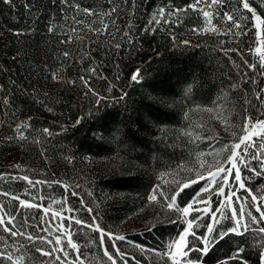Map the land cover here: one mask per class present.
<instances>
[{"label":"trees","instance_id":"16d2710c","mask_svg":"<svg viewBox=\"0 0 264 264\" xmlns=\"http://www.w3.org/2000/svg\"><path fill=\"white\" fill-rule=\"evenodd\" d=\"M192 3L12 0L9 5L0 0V177L6 176L9 189L35 205L8 210L13 222H6L15 226V237L0 226V252L12 253L13 262L20 257V264H48L51 256L42 253L51 245L40 238H60L71 264H110L95 230L99 225L112 236L125 235L115 245L127 264L168 263L154 251L164 249L183 230L180 211L173 208L164 217L153 210L143 227L123 232L118 228L148 204L154 185L192 150L184 137L153 135L140 122L181 126L188 107L209 105L219 95L240 126L247 117L264 120V24L258 30L255 16L238 0H219L211 23L199 8L187 7ZM248 3L264 20V0ZM257 43L262 44L260 52ZM137 70L139 82L131 79ZM154 95L177 103L163 104ZM258 132L252 137L256 147L242 155L250 167L239 164L241 180L252 195H264V166L249 159L254 151L264 159V130ZM240 135L241 130L235 142ZM237 192L248 195L244 189ZM194 195L189 186L174 207L181 208ZM49 207L55 211L45 213ZM68 209L76 210L81 224L70 223L73 214ZM208 223L205 219L199 229L194 227L197 236ZM231 226L222 219L213 228L227 231ZM259 227L264 225H254L244 236L218 238L203 257L204 264H219L238 246L244 248L240 264H264ZM187 242L198 246L191 233ZM103 246L112 252L107 235ZM57 255L64 259L62 253ZM198 256L193 251L187 258ZM4 264L10 262L5 259Z\"/></svg>","mask_w":264,"mask_h":264},{"label":"rangeland","instance_id":"374dc122","mask_svg":"<svg viewBox=\"0 0 264 264\" xmlns=\"http://www.w3.org/2000/svg\"><path fill=\"white\" fill-rule=\"evenodd\" d=\"M218 4L219 0H216L215 4L211 3V0H204L203 4L198 6V8L208 11L210 16H217L218 11L216 10V7ZM258 30H260V27H258ZM261 45V43L260 46L259 43H257L256 47L258 46V48H262ZM136 72H134V74ZM154 98L155 100L166 105H175L177 103L174 99H170L165 96L154 95ZM184 118L183 125L181 126H157L151 123L149 120H142L140 122L142 128L149 131L153 135H159L163 137H169L171 135L184 137L192 150L190 157H188L185 162L178 165L175 170L166 173L158 183H162V188L160 189L161 191L164 189H172L179 182L181 187L184 184H188L189 186H193L195 189V195L192 200H190V202L194 201L192 210H190L187 215L180 211L179 220L183 223V230L174 241L166 244L164 249L154 251L156 255L165 257L168 260V263L163 264H174L175 260H178L181 264L184 261L183 252L186 251V249L184 247H176L174 242H178V237L184 235L185 230H187V223L192 219L190 215L196 213L197 215L195 217L200 218L194 222V227H196V224L201 226L204 224L205 219L209 221L211 214L217 209L218 198L214 193L218 187V183H213L208 191H204L202 189V185H205L212 179V177L209 175V171L212 173H217V169L220 166L227 168L229 165V156L232 151H236L238 155H243V145H241V149H235L234 145L239 143L240 140L235 142L234 139L239 133V130H241L240 139L243 135H245L243 132L245 121L240 126L239 122L237 121V117V119L235 118L234 122V116L229 112V109H227L224 97L222 95L217 96L209 105L188 107L184 112ZM256 132H258V128L253 131V135H255ZM220 175L222 174L217 173V180H219ZM6 179V176L0 177V217H3L5 225H7L6 221H8V223L13 222L11 216L12 214L10 215L7 213L9 209L15 207L16 210H22L26 206L20 204L21 200L25 201V204H33L30 200L22 199L20 196H18V194L12 192L11 189H9ZM193 180L196 182L192 183ZM165 181H167V183H164ZM229 181L232 184V190L235 191L237 195L240 194L237 192L239 189L237 187V182L232 181L231 177H229ZM155 186L156 184L148 194V204H146L143 209L141 208L140 211H137L136 214L131 215L130 218L124 220V222L120 224L118 228L119 232L143 227L145 224V219L152 213L153 210H156L160 215L166 217L167 215L170 216L171 209H177L174 206L171 209L167 208L165 203L161 201L159 195L157 196V201H152L150 199V196L155 191ZM24 191H26V193H29V191L31 192L30 189H26ZM227 194L228 187L225 186V195ZM14 201L17 203H13ZM239 202L244 203L242 200ZM187 204L179 209L182 210ZM236 204V197H233L231 205L235 206ZM205 206H207L206 210ZM47 209L55 211L52 207ZM196 209H199L200 211H197ZM230 212L231 208H228V210L225 209V216L230 214ZM201 213H203V215H201ZM222 219L226 220L221 217L219 211H216V220H219L220 223H222ZM216 224L217 223L212 222V227H214ZM193 229L190 230L189 234L191 231H193ZM118 235L119 233L113 236H125ZM187 237L188 235L185 236L186 242ZM169 245H172V247L169 248ZM135 248L142 249L140 246H136ZM157 260L161 261L158 257Z\"/></svg>","mask_w":264,"mask_h":264},{"label":"snow or ice","instance_id":"6c2138e0","mask_svg":"<svg viewBox=\"0 0 264 264\" xmlns=\"http://www.w3.org/2000/svg\"><path fill=\"white\" fill-rule=\"evenodd\" d=\"M5 4H12V0H2ZM204 0H194V3L189 4L187 7L192 9L193 11H196L198 9V6L202 5ZM211 3L215 4L216 0H211ZM238 3L242 5L243 9L248 10L249 12L253 13L255 16V21L257 22L255 24V27L258 28L260 24H264V20H261L259 15H255V9L251 8L248 0H238ZM203 12V16L205 18L210 17V13L208 11H203L202 8L199 9ZM115 11V9H113ZM176 12L182 11V9L174 10ZM170 15L172 12L169 13ZM164 15V10H160V16L162 17ZM225 19L228 21H233V16L225 13ZM158 22V21H157ZM208 23H211L210 18L208 19ZM233 26L236 28H239V24L233 21ZM105 27H107L105 25ZM49 32L52 31L51 27L48 29ZM195 31V29H194ZM187 43V42H185ZM256 52H260V48L256 49ZM67 55V53H65ZM250 68L255 70L254 65H249ZM141 78V74L139 71H137L135 74L131 76L132 81L139 82ZM83 79V78H82ZM86 83V82H85ZM258 98V97H257ZM123 99V97H121ZM254 126L258 127L261 130H264V120H257L255 122L252 121L251 117H247L245 119V127L243 129V132L245 135H243L239 141V143H236L234 145L235 149H241V145H243V152L245 154L248 153L249 147L255 148L256 145L254 144L252 137L253 132L249 131V124H253ZM44 132L47 133L48 130L44 129ZM256 135H259L260 133H255ZM227 147V145H226ZM249 159L257 160L262 166H264V159H261L258 152L254 151L251 153ZM243 163L245 168H249L250 165L248 162H246L245 156L238 155L236 151H232L229 156V165L228 167L220 166L217 169V173H221L222 175L219 176V180H217V173H212L209 171V175L212 177V179L206 183L205 185H202V189L204 191H208V189L211 187L213 183H218V187L215 190V195L218 198V204L216 211L220 212V215L224 219H228L231 221L232 226L227 231H218L212 227V222L220 223L219 220H216V211H214L210 218H209V224L205 227V231L201 233L199 236L196 235L195 231H191V235L193 239L196 241L198 246H192L188 242L185 241V236L189 234L190 230L194 227V222L197 221L200 217H193V219L189 220L187 223V230H185L184 235L178 237V242H174L176 247H184L186 251L183 252L184 264H204L203 257H206L209 252L213 249L215 244L217 243V239H224L229 234H233L236 236H244L245 233H248L252 230V227L254 225H264V195H252L249 193V190L246 188L245 183L241 180V173L239 170L238 165ZM253 171H255L253 169ZM234 172V175H233ZM256 175H260L259 172H256ZM229 177H231L232 181L237 182V187L239 189H244L248 195L246 197H239L235 191L232 190V184L229 181ZM24 180L28 181L29 184H33V187H35V184L28 180L27 177H23ZM196 181L193 180L192 183H195ZM39 183V182H36ZM164 183H167L165 181ZM225 186L228 187V194L225 195ZM188 184H184L182 187L177 186L176 190L171 189H164L161 191L162 185L157 184L155 186V191L150 196V199L152 201H157V196H160L161 201H163L167 208H173V206L176 204V198L179 196L180 192H182L184 189L188 188ZM170 193V194H169ZM259 195V200H258ZM233 197H236L237 204L235 206L231 205V201ZM244 200L245 203H240L239 201ZM251 201L250 204H247V211H246V203L247 201ZM193 202L188 203L182 210L177 207V211H182L185 215H187L190 210L193 208ZM20 204L25 205L26 207H34L33 204H25V201L21 200ZM63 205H61V208L63 209ZM205 206V210H206ZM231 208V212L229 215L225 216L224 210ZM237 209L239 211H237ZM197 211H200L199 209H196ZM43 211L46 213L48 211L47 208H44ZM70 213L73 215L70 216V223L72 220L76 224H81V220L78 218H75V209H68ZM86 211L91 213V208H86ZM253 211L256 213V215H253ZM59 215V213H57ZM203 215V213H201ZM246 217V218H245ZM62 219V217H61ZM0 226L5 228V231L10 232L11 236L15 237L18 232L15 230V226L11 225H5L3 217H0ZM197 228L200 226L199 224L195 225ZM95 230L99 232V241L101 244V251L103 256L107 258V260L110 262V264H117V261H120V264H127V260L125 258V253H122L119 248L115 245V240L118 239H124V237H113L111 234L104 232L102 229L99 228V225H95ZM47 231V229H45ZM259 233H264V227L258 228ZM20 235H24L23 233H19ZM107 235L109 238V246L112 248V252L110 253L106 247L103 246V239L104 236ZM28 239L31 240L32 237L28 236ZM42 243H47L48 245H51L49 247L48 251H44L42 255L44 256H51L52 261L58 262V264H65L67 261V264H71V261H68V252L65 251L62 247H60L61 240L60 238H57L55 242L51 240L45 241L44 238H40ZM70 248L76 249V245L72 244L69 240ZM172 245H169V248H171ZM196 252L199 254L198 257H196L195 260L188 259L190 252ZM244 252V248L237 247V250L229 257H226L225 259L219 261V264H230V262H235V264H240L241 260V253ZM57 253H62V256L64 259H61V255H57ZM0 257H4V259H0V264H4L5 259L10 262V264H20V257L16 258V261L13 262V254L8 252H0ZM52 261H49L48 264H52ZM80 264H83V261H80ZM174 264H180L178 260L174 261ZM244 264H247V261L244 262Z\"/></svg>","mask_w":264,"mask_h":264},{"label":"built area","instance_id":"2783aa9c","mask_svg":"<svg viewBox=\"0 0 264 264\" xmlns=\"http://www.w3.org/2000/svg\"><path fill=\"white\" fill-rule=\"evenodd\" d=\"M248 127H249V131L250 132H253V130H256L257 129V127L254 126V124H249Z\"/></svg>","mask_w":264,"mask_h":264},{"label":"bare ground","instance_id":"6f19581e","mask_svg":"<svg viewBox=\"0 0 264 264\" xmlns=\"http://www.w3.org/2000/svg\"><path fill=\"white\" fill-rule=\"evenodd\" d=\"M254 131V130H253ZM257 133V132H256Z\"/></svg>","mask_w":264,"mask_h":264}]
</instances>
